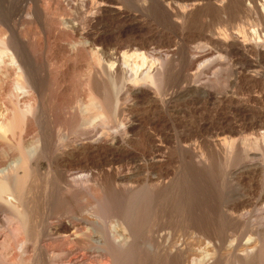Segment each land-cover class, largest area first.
Returning a JSON list of instances; mask_svg holds the SVG:
<instances>
[{
    "label": "bare ground",
    "instance_id": "obj_1",
    "mask_svg": "<svg viewBox=\"0 0 264 264\" xmlns=\"http://www.w3.org/2000/svg\"><path fill=\"white\" fill-rule=\"evenodd\" d=\"M61 1L59 0V4L63 5ZM233 3L239 6V8L241 7L246 10L249 14H256L257 22L253 25L251 30L249 29L252 24L249 29L248 27H242L239 32L230 33L231 35H227L221 39L225 47V54L233 59L240 60L242 66L246 67V70H237V80L234 81L235 87L241 83H247L248 89L250 86L249 84H251V86L255 84L256 86L258 82H264V0H222L218 8L220 11L225 12L227 9H230V5ZM57 4L58 2L56 5ZM71 5L73 6V4ZM198 5L199 3H194V6ZM42 8L46 9L43 6ZM61 9L65 12L70 10L68 7L65 8V6H61ZM89 13L90 14L87 15L84 14L86 15L83 18L84 24H82L81 19V24L75 23L69 26V28L66 25V29H69L67 31H70V34L79 32L78 35L80 34L81 37L83 36L89 41L88 43H90V45H86H88L89 52L92 54L91 57L94 62L95 75H99L96 78L98 79L100 77L101 79L102 76L103 78L107 77L108 79L105 80L110 81L114 87L118 88L117 90L119 93H122V97H134L141 101L146 100L147 103L153 106V110L155 111L161 108H168L172 99L177 98L179 95H182V93L184 94L185 91L186 93L195 94V96L198 97L204 96L207 99L216 97L210 89H208V86H202L203 84H190L186 87L182 85L184 92H174L175 94L170 93V97L165 96L168 98H164V96L163 98L161 97V94L168 91L169 88L172 89L174 86H177L173 85L174 81L172 80L174 79L173 77H176L174 76L176 75L174 74L176 72H174L176 63L179 62L176 68L177 66L179 67L181 61L182 64H184L183 67L185 66V68L189 70V68H194L198 62H204L205 58L211 56V51L208 52L207 50V53L205 52L204 55H194L191 51L186 53L181 51V53L175 49V51L171 52V55L168 54V56H163L156 52L151 53L149 47L144 42L137 40V34L144 31L145 25L136 21V19H134V14L126 11L119 3L113 0H93L91 1ZM170 13H173V16L181 14L184 19H188L194 14L190 13V10H182L180 14H177L175 11L174 14V10L171 11V8L169 14ZM172 15L171 17H173ZM245 17L247 16L245 15ZM3 20L5 19L3 18ZM91 28H97L98 31L94 32ZM56 30L61 32L62 28H56ZM128 34H132L133 39H119L120 41L118 42L115 40L116 43L114 42L115 44L111 46V40L119 37L122 38V36L125 37V35ZM18 36L17 34H8L7 30L5 31L3 25L0 24V101L3 102L0 112V247L2 249L0 252V264H55L56 259L54 260V257L49 253L51 252V248L41 244L45 235H50V237L51 235L53 236L52 238L56 240L53 241L55 243L54 246L56 244L61 245L62 252L67 256L65 264H84L88 256L90 257L96 254L98 256H106V259L99 264H129L132 260L133 264H136L134 261L139 257L138 252L136 253L138 249H136V240L142 233H139L138 228L140 227L137 228V224L134 223V212H137L136 217L144 212L148 214V211L151 212L156 208V199H159L158 196L164 195L166 197L167 194L169 195V192L175 190L176 182L174 178L177 180V177H166L168 179H164L165 177L163 178L159 175V171L161 172L165 164L169 162V157L165 155L166 153L168 154L169 151L167 150L168 152L165 154L159 153L163 146H161L160 143V145L154 144L152 149L155 150V153L159 154H155L153 151L151 159L146 160L148 163L143 167L145 172L142 174L144 184L141 187L138 186L139 188L137 186L125 184L127 181L129 182L139 175L137 174L138 171H125V173L120 170L121 168L115 166V162L120 161L122 155H125L127 161L130 159L136 160L137 158L136 154H133V152L125 146L126 144L124 145V141L127 139L126 134L129 132L128 130L133 129L136 125L134 122L135 119L133 120L131 119L132 117H129L127 120L123 119L121 121L124 129L123 135L118 133L95 135L88 138L83 143L72 146L70 151L71 157L75 156L92 159L93 163H96L95 158L99 157L102 159L101 161L104 160V165L107 166V168L101 167L100 173H94L91 169H89L91 171H89L88 174H85V171H80L83 174H79V176H75L72 173L69 174L66 172L67 170L65 171L64 169L60 170L59 163L64 160L65 155H67V144L65 147L63 146L65 139L61 137H56L55 139L54 136L49 137L50 135L47 136L45 134V129L42 130V133L40 132L41 130L38 131L40 132L39 134L33 133V129L35 128V117L40 113L39 111L41 109V82L43 76L37 69V61L35 63L36 59L34 58L36 57L35 51H32L33 47L31 42L29 41L30 43H28L27 41V44ZM72 37L73 36H71V38ZM29 44H31L32 47L30 54L33 52L32 55H34V57L29 55L28 51L30 50H27V45ZM78 47H75V49H78ZM28 48H30V46ZM81 49H79V51ZM82 51H84V49H82ZM101 58L104 59V62H102ZM200 66L199 64V67ZM180 68L181 67L177 68L179 72L182 69ZM190 72L193 71L191 70ZM190 72L189 75L191 74ZM176 73H178V71ZM196 74H198V72L193 74L194 78H196ZM178 80L185 84L190 81V79L188 81L185 77L182 78L181 76ZM193 80L194 79H192V82ZM96 81L97 80H90L89 83H87L89 87V101L87 102L88 104L86 103V105L81 108V117L82 120L89 121L90 123L92 117H94V119L96 117L101 118V121L107 122L112 117H117L119 115L120 98L118 96L114 101H107L104 95L105 93H103V91L101 92V89H99L100 84L96 83ZM177 84L180 85V83ZM249 94L251 95L252 93ZM262 94H259L260 96L255 95V97H249H252L254 102H256L255 99H263L264 95ZM222 97L228 102H231L233 99L230 96L228 97L227 94ZM124 106L123 108L127 107ZM91 112L94 113L93 115L91 114L92 117L90 116ZM240 112L245 113L246 110L241 108ZM245 116L246 115L243 116L241 123L236 126L235 129H232V133L238 136L237 139L227 140L225 138L218 141H216V139V142H213L212 146L210 145L213 148H209L211 149L212 155L214 153H216V155L219 153V155L224 157L228 165L234 164L241 180L244 178L246 170L247 172L251 170L253 174L259 176L256 175L259 179L255 182V197L251 205L252 209H254L250 210L251 213L257 212V214L255 213L254 215L256 218L254 219L253 215L246 218L244 217L246 214L244 215L243 213H239L235 218L239 235L234 244L236 245V247L234 246V252L235 249L239 248L240 252H236L234 255V263L264 264V124H257L254 121L250 123L247 121L248 119L246 120ZM154 120L155 122H162L158 119L156 121V118ZM243 120L246 121L243 122ZM153 124L155 123L153 122ZM188 149H186L187 152L190 150ZM210 149H208L209 152ZM193 151L190 157L199 158L198 160H200L201 164L213 157L212 155L208 156V153L207 155L203 152L197 154L198 151ZM213 159L214 158H212V160ZM122 160L124 161V158ZM67 168L68 167L65 165V169ZM127 170L130 171L129 169ZM121 186L122 189L119 188ZM113 190L115 192L117 191L116 195L121 193L119 198H117L119 194L116 198L114 197L115 193ZM94 199H97L98 206L97 209L95 208V210H92L94 213L88 211L90 212L88 214H90L91 218L94 217V219H89L84 217L83 213L88 209L89 203ZM63 204H66L65 210L62 208ZM250 212L248 211L249 215ZM50 219L54 221H48ZM116 219H121L123 225H125L124 228L129 231L127 235L125 234L122 236L120 232L119 234L121 236L117 234L118 237L116 238V235L112 233L111 227L113 226H111V222ZM140 219L143 220L142 215ZM115 233H117V231ZM166 237L169 238V235ZM170 237L172 238V236ZM246 237L249 239L254 237L255 240L253 243H250V245L249 243L248 245H244L243 242ZM154 239L152 238L146 243L147 249L149 252H152L149 253L150 256L156 252L160 245L157 243V239ZM221 243L220 246L215 243V246L220 248L222 245ZM184 245L183 243L175 245L174 250L168 253V257L171 259L180 258L183 260L188 250H186V246ZM13 246H16L18 251L16 252L14 249L16 255L15 257L13 256L14 258L9 259L7 252L10 248H14ZM54 246L52 249L55 250L58 248V246L56 248ZM29 247L32 250L30 253L32 255L27 253ZM136 255L138 257H136ZM152 258L156 257L153 256ZM219 262L220 260L215 257L208 264H219ZM198 264L201 263L198 262Z\"/></svg>",
    "mask_w": 264,
    "mask_h": 264
},
{
    "label": "rangeland",
    "instance_id": "obj_2",
    "mask_svg": "<svg viewBox=\"0 0 264 264\" xmlns=\"http://www.w3.org/2000/svg\"><path fill=\"white\" fill-rule=\"evenodd\" d=\"M91 1L93 0H62L61 3L63 2V5H61L59 4V0H0V21L2 22H0V24L3 25L8 34H17V36L19 35L18 37L26 43L27 41L28 43L31 42L33 47L32 51H35L36 57L32 55L33 52L30 54L32 48L31 44L27 45V50H30L28 51L29 55H32L36 59L34 60L35 63L37 61V69L43 76L41 82V109L38 114L40 116L37 115L35 117V128L33 127V133L39 134L45 129L44 131H46V133H44L47 136H54L55 139L56 137L65 139L63 146L65 147L67 144V155H65V159L59 163L60 170H67V173H72L75 176L83 174L81 172L84 171L85 174H88L91 170L94 173H100L101 167L107 168V166L104 165V160L101 161L102 159L96 157V164L92 162V159L75 156L71 157L70 151L72 146L83 143L88 138L95 135L108 133L123 135L124 129L121 121L132 117L131 119H135L134 122L136 125L133 129L128 130L129 132L126 134L127 139L124 141V145L126 144L125 146L131 150L133 154H136L137 158L136 160L130 159L127 161L125 155H122L121 158H124V161L121 159L115 162V166L121 168L120 170L124 172L138 171L137 174L139 175L129 182L127 181L125 184L137 187H141L144 184L142 174H144L145 169L143 167L148 163L146 160L151 159L153 156V151L155 153V150L152 149L154 144H161V146H163L159 153L165 154L169 151L168 154H165L169 157V162L165 164L161 172L159 171V175L163 178L165 177L164 179L177 177V180L174 178L176 182L175 190L169 192V195L167 194L166 197L164 195H160L162 197L158 196L159 199H156V208L151 212L148 211L150 214L145 212L141 214L143 220L140 219L141 215L136 217L137 212H134V223L137 224V228L140 227L138 228L139 233H142L137 238L139 242L136 240V249L138 248L136 253L138 252L139 256L136 255V257H138L139 260L136 258L134 262L136 264H198V262L201 264H208L213 258L217 257L220 260L219 264H236L234 263V255L236 252H240V248L235 249L234 252V248L236 247L234 244L239 235L235 218L239 213L246 214V216H244L246 218L252 215L254 216L255 213L257 214V212L251 213L250 210L254 209H252L251 205L255 197V182H257L259 176L256 174L257 177L251 170H248V172L250 171L249 173L246 170L244 178L241 180L236 171V166L234 164L228 165L224 157L219 155V153L217 155L216 153L212 155L210 148H213L211 147L213 142L220 139H237L238 136L232 133V129H235L236 126L241 123L244 115H246L245 118L246 120L248 119L247 121L250 123L254 121L257 124H264V97L259 100L255 99L256 102H254L252 97H249H255V95L260 96L264 93V82H258V84H256L257 87L255 84L252 86L249 84L250 86L248 89L247 83H245L246 86L244 83H241L238 85L239 87H235L234 81L237 80V70H246V67L242 66L240 60L233 59L225 54V47L221 40L225 36L231 35L230 33L239 32L242 27H248L249 29L252 24L249 29L251 30L253 25L257 22L256 14H249L243 8H239L235 3L231 4L230 9H227L225 12L220 11L218 6L222 0H113L119 3L126 11L132 12L136 21L145 25L144 31L137 34V40L144 42L149 47L151 53L156 52L163 56H168V54L171 55V52L175 50L178 52L184 51L183 53L191 51L194 55H204L205 52L207 53V50L212 53L211 56L205 58L204 62L200 61L194 68H189V70L193 72H190L185 66L183 67L184 64H182L181 61V66L179 65V67L183 70H187L185 72V70L183 71L180 68L182 72H179V69H177L179 67L177 66L176 68L179 62L176 63L174 72L178 71V73H174L176 77H173L174 79L172 80L175 82H173V85L177 86H174L172 89L169 88L168 91L161 94V97L163 98L164 96V98H168L171 96L170 93L175 94L174 92H184L183 86L186 87L190 84L207 85L208 89H210L216 97L207 99L204 96V98L202 96L198 97L195 96V94L186 93L185 91L184 94L182 93V95L175 98L176 100L172 99L168 108H161L155 111L153 110V106L147 103L146 100L141 101L134 97H122V93H119L117 90L118 88L114 87L110 81L105 80L108 78H103L100 73L102 78L100 79L99 77L97 79L96 77L99 75H95L94 62L92 61V54H90L88 47V45H90V43H88L89 41L83 36L81 37L80 34L79 36V32L70 34V31H67L69 30L66 29L67 26L69 28L72 24H81V19L82 24H84V16L90 14ZM55 2H58V4L56 5ZM194 3H199V5L194 6ZM71 4H73V6ZM42 6L46 9L42 8ZM61 6H65V8L68 7L70 10L65 12L61 9ZM170 8L171 11L174 10V14L175 11L177 14H180L182 10H190V13L194 14L188 19H184L181 14L177 16H173V13L169 14ZM240 11H242L243 14ZM171 15L173 17H171ZM245 15L247 17H245ZM3 18L5 20H3ZM56 28H62V31H57ZM91 30L94 32L98 31L97 28H91ZM71 36L73 37L71 38ZM126 38L133 39V35L128 34L125 35V37L122 36V38H115L111 40V46L114 45L116 41L127 40ZM29 46L30 48H28ZM75 47H78V49H75ZM81 48L84 49V51H82ZM79 49L81 50L79 51ZM103 60L104 59H102V62H104ZM199 64L201 65L200 67ZM188 71L191 73L190 75ZM196 72H198V74H196L197 76L194 78L193 74ZM179 75L182 78L185 77L188 81L190 79L189 83H181V81L178 80L180 78ZM89 79L94 81L97 80L96 83L100 84L99 89H101V92L103 91V93H105L104 95L107 101H114L118 96L120 98V113L117 117H112L113 119L111 118L108 120L109 122L101 121V118L97 117L94 119V117L91 116V114H94L93 112L90 113V116L94 122L91 121L90 123L88 121L90 125L87 121L82 120L80 110H82L81 108L89 101V87L87 84L90 81ZM192 79H194L193 82ZM177 83H180V85ZM249 93L252 94L250 95ZM226 94L228 97L230 96L233 98L234 101L233 99L231 102L224 100L222 96ZM2 105L3 102L0 101V112L2 110ZM124 105L127 106V109L123 108ZM239 108L246 110V112L241 113ZM155 118L156 121L158 119L162 122H155ZM246 120H243V122ZM153 122L155 124H153ZM186 149H188L189 152H187ZM191 149L192 151H198L197 154L203 152L207 155L208 153V156L212 155L214 159L212 160L211 158V161L208 159L201 164L200 160H198L199 158L190 157V154H192ZM208 149H210V152ZM65 165L68 167L67 169H65ZM162 171L165 172L163 173ZM119 188L122 189V186ZM114 193V197L116 198L119 193L117 195V191H114ZM120 194L117 198L120 197ZM97 203V199L89 203L88 209H90L84 210L85 212L83 211L84 217L94 219V217L91 218L88 213L95 210V208L97 209ZM65 207L66 204H63L62 208H64V210ZM92 213L94 212L92 211ZM253 218L255 219L256 217L254 216ZM48 221L54 220L50 219ZM112 222L111 226L117 229L111 227L117 231V233H115L116 231L111 229V231H113L112 233L116 235V238L118 235L123 236L129 233V231L124 228L125 225H123L121 219L112 220ZM162 234L165 237H163ZM168 235L169 238H171L170 236H172V238L169 239L166 237ZM49 237L50 235H45L41 244L51 248V252L49 253L54 257V260L56 259L55 264H65L67 256L62 252L61 245L58 244V246L56 244L59 249L56 248L57 246H54L55 243L53 242L56 240L52 238V235L50 238ZM152 238L157 239V243L160 244L159 247L162 249L160 250L158 247L159 250H156L154 253L155 255L152 254L150 256L149 253L152 252H149L146 243ZM254 240V237L251 239L246 237L243 244L248 245L249 243L250 245ZM182 243L185 244L186 250L188 249L183 260L180 258H169L168 253L174 250V246ZM215 243L219 246L220 243L222 245L220 248H217ZM53 246L56 248L55 250L52 249ZM13 247L14 248H10L7 252L9 259L15 257V250L16 252L18 251L16 246ZM30 247L27 251L28 254L32 252ZM1 251L2 249L0 247V252ZM102 256L103 255L98 256L97 254L90 257L88 256L84 264H99L106 259V256ZM153 256L156 258H152ZM129 264H133V260L129 262Z\"/></svg>",
    "mask_w": 264,
    "mask_h": 264
}]
</instances>
